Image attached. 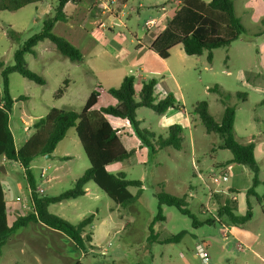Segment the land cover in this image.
I'll list each match as a JSON object with an SVG mask.
<instances>
[{
  "label": "rangeland",
  "instance_id": "obj_1",
  "mask_svg": "<svg viewBox=\"0 0 264 264\" xmlns=\"http://www.w3.org/2000/svg\"><path fill=\"white\" fill-rule=\"evenodd\" d=\"M57 6L58 0H44L17 12L1 11L0 62L12 66L16 50L43 30L44 21L55 15ZM162 8L168 9V19L163 18ZM182 8L179 3L168 0L72 1L64 9L66 20L56 23L53 32L76 46L82 60L71 61L61 55L50 40H45L35 48V54L26 55V61L32 71L46 80V85H38L18 73L11 74L10 94L14 105L10 118L17 147L33 135L34 123L53 108L80 112L98 84L102 86L101 97L94 109L99 111L118 105V100L108 90L119 87L121 77L128 74L136 77L137 101L143 83L152 79L158 82L154 92L157 101L164 99L167 94L159 82L164 77L175 76L180 88L173 83L170 85L180 105L178 111H171L166 119L141 107L137 110V119L140 129L157 138L168 136L171 125L181 126L183 148L159 151L151 135L143 133L140 138L128 122L106 116L121 129L124 145L136 149L130 159L113 163L107 170L111 174L123 172L127 180H140V198L127 207L118 206L90 182L86 185V195L51 205L49 210L62 219L69 217L74 225L93 216V223L85 232V236L94 237L93 250L89 244H84L81 250L63 241L58 243L62 252L57 251L50 238L41 233L39 236L30 234L28 228L11 235L6 244L0 246V264H22L27 260L23 250L40 256L46 264L73 261L80 264H202L195 251L198 243L208 246L213 264H264V202L254 196L249 197L248 202L245 191L240 195L242 210L235 214L244 216L251 210L253 217L249 222L234 224L223 216L221 223L207 224L212 215L202 206L207 202L209 190L198 176H193L196 160L210 184V172L219 175L217 165L230 161L232 154L219 148L218 136L208 134L198 117L190 115L192 129L185 127L184 121L201 101L207 102L210 113L220 120L224 106L221 97L211 91L219 87L227 104L236 109L238 140L256 145L259 182L255 191L259 197L264 195V0H235L245 32L229 48L214 51L212 63L208 62L207 53L187 55L179 43L184 35L182 26L172 20ZM151 20L155 23L148 25ZM9 28L21 33L18 40L8 36ZM229 33L225 27L221 28L220 35L229 36ZM157 51H167L168 60L156 55ZM2 88L0 73V91ZM59 89L64 90L63 98L55 95ZM239 94H247L246 100ZM6 166L8 174L0 173V182L9 190V211L11 201H16L17 197L21 198V204L16 201L19 208L23 203L30 204V198L23 169L16 162H7ZM238 166L225 167L230 181L237 174ZM89 167L77 133L71 129L58 144L54 156L36 158L31 170L37 178L38 189L45 191L42 194L54 197L71 189ZM244 170L246 173L239 177V183L249 182L252 186L254 172L247 167ZM51 177L56 178L48 181ZM128 189L133 195L140 190ZM162 191L186 198L188 214H183L176 206L164 205L161 213L164 220L154 225L155 235L151 236L149 225L159 213L157 194ZM21 211L25 214L22 208ZM224 227L230 228L234 237L230 235L225 239Z\"/></svg>",
  "mask_w": 264,
  "mask_h": 264
},
{
  "label": "trees",
  "instance_id": "obj_2",
  "mask_svg": "<svg viewBox=\"0 0 264 264\" xmlns=\"http://www.w3.org/2000/svg\"><path fill=\"white\" fill-rule=\"evenodd\" d=\"M43 1L0 0V12H17L28 5ZM72 1L75 0H58L55 15L44 21L43 30L40 33L33 35L16 50L12 66H5L3 62H0L3 85L0 91V168L5 162H16L20 165L28 184L32 205V211L18 217L10 224L6 193L0 182V246L5 245L13 233L31 224H42L64 233L80 249H84V244L90 245L92 237L91 235L85 236V232L87 227L93 223V216L74 225L49 211L51 205L86 195V185L90 182H94L118 206L127 207L140 198L142 192L140 180H127L125 173L111 174L107 170L108 166L113 163L130 159L136 149H128L124 145L121 129L110 123L106 116L128 122L134 127L135 133L140 138L143 133L151 135L159 151L167 148L180 151L183 148L182 127L179 125H171L168 128V136L158 138L155 134L140 129V122L137 119L139 108H149L159 115H164L170 109H179L180 105L173 93H168L164 99L157 101L154 95L157 85L155 79L143 83L139 93L140 100L137 101L134 76L125 77L118 88L108 90L118 100V105L105 107L99 111L94 109L101 97L102 86L98 84L97 89L91 93L80 112L53 108L45 117L34 123L33 135L19 149L16 148L10 124V113L14 105L10 94V76L13 73H18L38 85H46V80L32 71L26 61V55L35 54V48L45 40H50L61 55L71 61L82 60L83 56L76 46L53 32L56 23L66 20L64 9ZM168 1L177 2L183 6L182 10L176 13L172 22L178 21L182 26L184 35L179 43L189 56H202L207 53V60L212 63L215 50L229 48L245 32L242 20L236 12L235 0H211L209 3L203 0ZM222 27L230 32L229 36L220 35ZM7 34L13 40H18L21 36V33L12 28L8 29ZM159 56L167 59L169 53L167 51L159 52ZM211 91L221 97L224 106L222 118L216 119L210 113L209 104L205 101L196 103L190 115L199 118L208 134L218 136L221 141L220 149H226L232 154V159L223 164V167L238 164L254 172L252 186L247 191V196L257 197L259 201L264 202V195L259 197L255 191L259 182L257 176L259 168L255 156L256 145L254 142L241 143L238 140L235 130V107L227 104L225 94L219 87L216 86ZM55 95L57 98H61L64 95V90L59 89ZM239 96L244 100L247 98V94H239ZM71 129H75L90 167L75 181L71 189L54 197L43 195L39 193L37 181L32 173V162L36 158L53 155L58 144L65 139ZM129 187H137L140 190L137 195H133L129 191ZM157 198L159 213L149 225L151 236L155 235L154 225L158 221L164 220L161 214L164 205L176 206L183 214H188L186 198H179L163 191L157 194ZM216 200L218 215L220 217L227 216L234 224H245L253 217L251 210H248L244 216H237L235 214L237 202L228 196L216 195ZM215 223L213 217L207 221V224Z\"/></svg>",
  "mask_w": 264,
  "mask_h": 264
},
{
  "label": "crops",
  "instance_id": "obj_3",
  "mask_svg": "<svg viewBox=\"0 0 264 264\" xmlns=\"http://www.w3.org/2000/svg\"><path fill=\"white\" fill-rule=\"evenodd\" d=\"M203 1H204V0H203ZM210 1H211V0H209V1H204V2L209 3ZM69 3H70V2H69ZM69 3H68V4H69ZM97 4H98V3H97ZM97 4H96V6H97ZM66 6H67V5H66ZM162 11H164V13L162 14L163 18L165 17V18L168 19V9L162 8ZM148 46H150V45H148ZM181 46H182V45H181ZM148 50H149V51H153L152 48H149ZM215 51H216V50H215ZM159 52H161V51H157V52H155V54L159 56ZM159 57H160V56H159ZM160 58H161V57H160ZM162 59H163V58H162ZM213 59H214V58H213ZM163 60H168V58H167V59H163ZM212 62H213V61H212ZM93 70H94V69H92V72H94ZM123 76H124V77H121V78H122V81L124 80L125 77H127V76H132V75L125 74V75H123ZM134 77H135V76H134ZM135 79H136V77H135ZM122 81H121V83H122ZM157 83H158V82H157ZM159 83H161V85L163 86V89L165 90L166 94L172 92V87H171L170 83H173L178 89L180 88V87H179V84L177 83V81H176V79H175V76H171V78L164 77L162 80H160ZM120 85H121V84H120ZM117 88H118V87H117ZM63 96H64V95H63ZM63 96H62L61 98H63ZM177 100H178V99H177ZM171 111H178V109H170L166 114H164V117H166V119H168V118H167V117H168V114H169ZM183 111H185V108H183ZM190 114H191V113H189V115L187 114L186 119H185L184 121H185V123H186L185 127H188V128H190V129H192V128H193V124H192V118H190V117H191ZM166 122L168 123L167 120H166ZM10 124H11V131H12V127L14 126V124H13L11 118H10ZM170 124H172V121H170L169 125H170ZM15 125H16L17 128L19 127L17 124H15ZM12 134H13V131H12ZM13 136H14V134H13ZM14 139H15V136H14ZM26 141H27V140H26ZM26 141H25V142H26ZM15 144H16V142H15ZM220 145H221V144H220ZM16 148L19 149L20 147H17V145H16ZM219 148H220V146H219ZM213 150H215V149H213ZM53 156H54V154L51 155L50 158H47V157H46V159H51ZM255 156H256V149H255ZM43 158H44V157H43ZM33 162H34V161H33ZM33 162H32V164H33ZM227 162H228V161H227ZM6 164H7V162L3 163V166L5 167L6 172H1V174L4 175V176H5L6 174H8V171H7V168H6V167H7ZM223 164H225V163H222V164H218V165H217V168H219L220 173L225 172V171H224V170H225V167L222 166ZM236 165H238V164H236ZM31 167H32V166H31ZM239 167H240V168H239ZM244 169H245V166H243V165H239V166L236 168L237 174L234 175V176L232 177V180H231V181L229 180V182H231V183H229V184L226 185L225 187H218V188H216V189H219V190L222 191L219 195L228 196V197L232 198L233 200H235V201L237 202V210H236V211H241V210H242V208L240 207V195H241V193H243V192H245V191H246V193H247V191L251 188V184H250L249 182L245 183L244 185H240V183H239V177L242 176L244 173H246V170H244ZM209 171H210V170H209ZM197 172H202V169L198 167V163H197V160H196L195 172L193 173V174H194V175H193L194 177L197 176ZM213 174H216L215 171H211L209 175H213ZM54 178H56V177H51V178H49V179H47V180L50 181V180H52V179H54ZM35 179H36V181H37V178H36V177H35ZM3 186H4V189H5V193H6V201H7V206H8V205H9L8 202H10V201H9V194H8V193H9V190H7V188H6V186H5L4 184H3ZM209 187H211L212 189H215V187H214L213 185H210ZM191 188H192V187H191ZM192 189H193V188H192ZM28 192H29V188H28ZM44 192H45V191H44ZM249 197H251V196H247V194H246V200H247L248 202L250 201V198H249ZM29 198H30V192H29ZM74 200H76V199H74ZM67 201H70V200H67ZM10 204H11V205H10V209H9V223L12 224V223H13L18 217H20V216H22V215H24V214L22 213L21 208H19L18 203H16V201H11ZM49 209H50V207H49ZM49 211H50V210H49ZM246 213H247V212H246ZM61 218H62V217H61ZM63 219H65V220L68 221V222H72V221L69 219V217H63ZM75 225H76V224H75ZM28 228L31 229V233H30V234H34V235H36V236H39V233H41V234L47 236L48 238H50V240H52V241L54 242L57 251L59 250L60 252H62V249H59V246H58V243H59V242L62 243L63 241H69V242L73 243L72 240H71L69 237H67L64 233L59 232V231H56V230H53V229H51V228H49V227H46V226H44V225H42V224H31V225H29V226H27V227H25V228H21V229H19L18 231H16V232L13 233L12 235H15V234L19 233L20 231L25 230V229H28ZM228 229H229V234H230L232 237H234V233H233V231H231L230 228H228ZM20 233H21V232H20ZM230 235H229V236H230ZM91 237H92V242L90 243V246H91V248H92V250H93V247H92V246L94 245V237H93V236H91ZM56 243H57V244H56ZM73 244L75 245V243H73ZM75 246H76V245H75ZM76 247L79 248L78 246H76ZM207 248H208V246H207ZM81 250H84V249H81ZM23 254H26V258H27V260L24 261V262H22V264H46L45 261H44V259L41 258L40 256H34V255L27 254L26 251H24V250H23ZM61 254H62V253H61ZM67 264H80V263H78V262H75V263H74V261H73V262H68Z\"/></svg>",
  "mask_w": 264,
  "mask_h": 264
},
{
  "label": "built area",
  "instance_id": "obj_4",
  "mask_svg": "<svg viewBox=\"0 0 264 264\" xmlns=\"http://www.w3.org/2000/svg\"><path fill=\"white\" fill-rule=\"evenodd\" d=\"M155 23L154 20H151L148 22V25H153ZM198 178H200L208 187V194H207V202L205 205H203V209L205 212L210 213L212 217L215 219L216 222L221 223V217L218 215L217 208L218 203L216 200V195H219L222 191L219 189H216L218 187H221L223 183H227L229 181L228 174L225 172L220 173L219 175L213 174L210 176L211 183H207L204 179L201 172H197ZM210 185H213L215 189H212L209 187ZM39 193H44V190H39ZM16 201L21 204V198L17 197ZM22 210L25 211V214L32 211V205L23 203L21 206ZM229 229L223 228V236L225 239H228L229 237ZM196 256L199 257L202 261V264H213L211 261V256L208 251L207 245L205 243H198L195 247Z\"/></svg>",
  "mask_w": 264,
  "mask_h": 264
},
{
  "label": "water",
  "instance_id": "obj_5",
  "mask_svg": "<svg viewBox=\"0 0 264 264\" xmlns=\"http://www.w3.org/2000/svg\"><path fill=\"white\" fill-rule=\"evenodd\" d=\"M46 157L50 158L51 155H47ZM0 170H1V172H6L5 167L3 165L1 166Z\"/></svg>",
  "mask_w": 264,
  "mask_h": 264
}]
</instances>
